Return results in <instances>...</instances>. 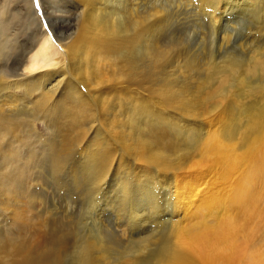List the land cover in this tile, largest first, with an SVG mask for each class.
<instances>
[{"label": "bare ground", "instance_id": "bare-ground-1", "mask_svg": "<svg viewBox=\"0 0 264 264\" xmlns=\"http://www.w3.org/2000/svg\"><path fill=\"white\" fill-rule=\"evenodd\" d=\"M16 1L0 264H264V0Z\"/></svg>", "mask_w": 264, "mask_h": 264}, {"label": "rangeland", "instance_id": "rangeland-1", "mask_svg": "<svg viewBox=\"0 0 264 264\" xmlns=\"http://www.w3.org/2000/svg\"><path fill=\"white\" fill-rule=\"evenodd\" d=\"M17 1L16 0H0V17H3V15H4V13H5V15L7 14L8 15V17H6V16H4V19L3 18H1V20H0V43L2 42V44L4 45V47H5V49H4V59L2 58V62H1V64H3V63H5V61L8 59V58H10L11 57V55H12V53L15 51V50H17V48H18V44H19V42L21 41V39L23 38V36L21 35V29H19V32L16 34V36H14L15 34H12V30L11 29H13V24L12 23H15L16 22V20L15 19H17V17H15L14 15H16L17 16V13L15 14V12L13 11L14 10V7H13V5L16 3ZM28 3H27V5L30 7V8H32V6H33V9H34V12L35 13H38L37 15H38V19L39 20H41L42 21V26H43V28L44 29H46L47 30V26H46V22L44 21V15H43V10H42V6H40V3L38 2V0H28L27 1ZM7 10V11H6ZM6 11V12H5ZM29 12H31V11H29ZM32 13V12H31ZM12 14V15H11ZM13 19V21H11ZM8 22H7V21ZM6 21V22H5ZM11 21V22H10ZM4 22H5V24H4ZM9 22H10V25H12L13 27H11V26H9L8 24H9ZM2 24H4V25H2ZM6 25V26H5ZM6 28V29H5ZM8 28H10V29H8ZM5 30V31H4ZM11 30V31H10ZM11 35H9V34ZM15 33H16V31H15ZM7 35V36H6ZM4 36H6L5 38H4ZM15 37V39H16V41H14L15 39H14V37ZM37 36H39V35H37ZM8 37H10V38H8ZM12 37H13V39H12ZM4 38V39H3ZM11 40V41H10ZM10 41V43H8ZM55 41V40H54ZM16 42V43H15ZM5 43V44H4ZM7 44V45H6ZM8 49V50H7ZM9 56V57H8ZM6 57V58H5ZM1 64H0V67H1ZM1 70H2V68H0ZM36 129H37V131L38 132H40V133H42V136H44L45 138H47L48 136H46L45 135V131H44V129L42 128V126L40 125V124H38L37 126H36ZM224 186L223 185H221V188H223Z\"/></svg>", "mask_w": 264, "mask_h": 264}]
</instances>
